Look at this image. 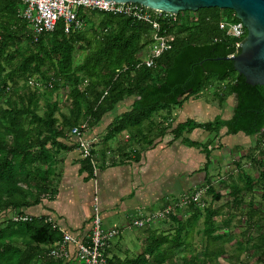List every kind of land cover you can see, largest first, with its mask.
Returning <instances> with one entry per match:
<instances>
[{"label": "trees", "instance_id": "16d2710c", "mask_svg": "<svg viewBox=\"0 0 264 264\" xmlns=\"http://www.w3.org/2000/svg\"><path fill=\"white\" fill-rule=\"evenodd\" d=\"M24 8L20 0H0V264H70L50 254L54 245L62 240L60 230L46 217H32L24 211L35 206L47 193L51 173L48 168L50 149L61 148L59 140L65 139L74 128L83 134L95 128L127 99H132L129 109L114 119L104 136L107 143L126 133L121 159L130 157L136 147L152 144L151 137L162 136L169 129L175 140L182 138L187 146L203 151L208 165L213 146L224 129L227 135L257 137L255 145L244 155L256 170V177L244 174L239 163H236L237 178L243 174L242 186L232 182L231 175H228L230 182L219 180L220 190H217L206 177L204 187L212 201L221 200L222 190L228 192L227 216H222L221 207L201 209L192 201L176 206L167 217L172 234L147 229L140 254L120 259L110 256L107 248V264H179L174 258L177 252L185 251L187 228L201 216L205 248L200 254L184 253L180 264H215L223 255L225 233L234 229L231 222L237 213L240 217L238 224L244 226L239 236L243 239L248 236L247 241L250 237L255 238L247 250H252L256 256L255 264H264V104L251 101L242 90L245 78L227 67L222 75L201 72L198 84L181 95L177 102H159L154 96L155 88L165 82L166 72L182 48L223 44L230 45L224 47V50L231 49L227 58L239 54L236 43L243 42L247 30L242 39L236 40L219 28L221 21H238L234 12L218 8L199 9L180 12L174 15V21L172 17L159 20L161 34L172 40L168 43L169 48L148 67L141 52L153 44V31L144 22L120 14L79 11L83 23L91 17L100 18L91 35L81 30L66 34L59 22L53 32L34 40L29 24L21 18ZM81 51L82 60L76 63L74 55ZM32 79L42 82L43 92L30 88L28 84ZM63 85L69 89L64 100L66 113L61 111L59 102L47 101L45 111L40 114L42 97L53 95ZM212 87H215L214 99L219 106L228 97L235 98L232 117L229 120L218 117L202 124L187 120L173 126L171 111L188 98L197 97ZM162 112L167 116H162ZM155 115H161V124L155 122ZM82 125L85 128L80 129ZM197 129L213 135V138L200 144L184 137ZM92 157L96 161L93 149ZM82 160L83 170L91 176L90 161ZM255 187L262 191L258 203L251 196ZM248 195L250 201L245 207L244 199ZM178 201L174 203L178 204ZM170 204L172 202L166 200L162 208ZM176 212L189 217L184 222ZM216 217L220 218L218 226L214 221ZM221 230L222 233H218ZM239 244L235 261L230 264L240 263L245 247L241 242Z\"/></svg>", "mask_w": 264, "mask_h": 264}, {"label": "crops", "instance_id": "0c3cea01", "mask_svg": "<svg viewBox=\"0 0 264 264\" xmlns=\"http://www.w3.org/2000/svg\"><path fill=\"white\" fill-rule=\"evenodd\" d=\"M233 98V96L228 97L226 102L219 106L214 98L206 95L190 97L180 107L172 110H177V116H179L177 120L172 118V124L176 126L187 120L202 124L218 117L221 120H229L233 115L235 102L233 105L230 101L231 111L226 108L229 100ZM131 104L132 99L125 100L114 112L105 116L95 128L84 133V138L91 143L96 158L95 174L92 173L90 176L83 170V160L74 136L67 133L65 139L59 140L61 148L50 149L51 159L48 168L51 173L48 178L47 193L35 206L24 211L26 215L46 217L60 231L77 239H85L89 233L92 207L96 198L105 229H121L115 225L121 219L132 227L134 220L142 219L160 210L164 201L173 202L183 195L204 189L206 177L213 185V178L207 170L212 154H217L224 148V144L220 141L221 136L229 138L226 146L235 156L232 163H235L236 169V163L243 160L245 153L255 145L257 140L256 136L247 137L241 134L234 135L233 138L223 129L216 140V145L213 146L219 150L211 151L208 158L209 164L206 165L207 159L203 151L187 146L182 138L175 140L168 129L162 136L151 137L152 144H145L141 148L136 147L130 157L121 159L122 148L127 140L126 133L113 137L107 143L104 141V136L114 119L128 110ZM61 111L66 113L63 109ZM155 122L160 123V118ZM207 135L209 134L205 131L197 129L190 134H185L184 137L189 141L204 144L211 139ZM237 152L241 154L240 160L236 157ZM244 160L247 161L245 158ZM240 168L244 171L242 165ZM247 173L252 177L250 172ZM219 180L224 178H219L217 183ZM163 224H165L164 221L146 224L141 228L142 233L137 242L143 244L146 230L158 231L159 226ZM120 234L110 241L108 249L110 256L115 255L125 259L121 255V248L126 251L127 247L120 245ZM67 252L68 256L64 261L77 264L75 248L67 245Z\"/></svg>", "mask_w": 264, "mask_h": 264}, {"label": "built area", "instance_id": "2783aa9c", "mask_svg": "<svg viewBox=\"0 0 264 264\" xmlns=\"http://www.w3.org/2000/svg\"><path fill=\"white\" fill-rule=\"evenodd\" d=\"M25 8L21 12V18L26 21L33 35L34 40L40 35L51 33L55 30L57 23L61 22L64 27V33L77 32L82 30L83 22L79 19L78 12L96 11L104 13L120 14L131 17L137 21L144 22L152 27L153 44L150 45L147 58L143 60L146 66H151L153 59L157 58L163 51L169 48V41L172 38L164 36L160 31L159 20L163 21L167 18H173L174 15L161 11L148 9L142 5L135 3H116L105 0H20ZM219 28L226 32V35L242 39L245 27L241 21H221ZM236 43V48H239ZM85 125L80 126V129ZM70 136H74L80 150L81 159H88L93 168V174L96 173L97 163L92 157V145L84 138V134L74 128L69 132ZM181 197L177 203L161 208L155 213L142 219L132 222V226L143 228L146 224L153 221H160L168 217L174 211L176 206L187 205L190 201L198 202V193L192 196ZM62 233V240L54 245L51 256L66 259L68 256L67 245L75 248V257L78 264H107L106 249L109 247L110 241L118 237L120 234L116 228L105 229L102 225L100 209L97 199L94 198L92 207V217L89 224V233L85 239H77L70 234Z\"/></svg>", "mask_w": 264, "mask_h": 264}, {"label": "water", "instance_id": "95a60500", "mask_svg": "<svg viewBox=\"0 0 264 264\" xmlns=\"http://www.w3.org/2000/svg\"><path fill=\"white\" fill-rule=\"evenodd\" d=\"M135 3L148 9L176 15L199 9L232 10L247 30L240 52L227 58L230 45L182 48L165 75V82L155 88L159 102H177L181 95L195 87L201 72L224 74L225 67L245 80L242 90L254 102L264 104V0H105Z\"/></svg>", "mask_w": 264, "mask_h": 264}, {"label": "rangeland", "instance_id": "374dc122", "mask_svg": "<svg viewBox=\"0 0 264 264\" xmlns=\"http://www.w3.org/2000/svg\"><path fill=\"white\" fill-rule=\"evenodd\" d=\"M222 10V9H220ZM100 18L95 16V17H91L87 20L84 21L83 23V28L81 30L82 33L86 34V35H91L92 31L96 29L97 24L99 23ZM150 46L143 49V51L141 52V58L143 60H145L147 58V54L149 52ZM83 57V53L81 52H76L74 55V60L75 62H80L82 60ZM31 84H28L30 86L31 89L37 88V90L41 93L43 92L44 88L42 85V82L37 79H32V81H30ZM68 87H65V85H63V88L54 93L53 95H48L43 96L41 101H40V110L39 113L42 114L45 111V103L47 101H57L60 103L61 106V110L63 109L64 111H66V104L64 103L65 97L68 93ZM214 93H215V87L209 88L206 91H203V93H201L202 97L208 96L210 98H214ZM230 101H232L231 103L234 105V98L233 100H229V104L226 108V110L228 109L229 111L232 110V106H230ZM228 103V102H227ZM227 105V104H226ZM172 118L174 120H177L179 118V116H177V110L172 111L171 112ZM160 116V115H159ZM159 116L155 115V119H158ZM162 116L166 117L167 113L166 112H162ZM222 117V116H221ZM224 118V117H222ZM212 120V119H211ZM207 122V121H206ZM243 135V134H241ZM236 136V135H235ZM235 136H232L233 138ZM208 138H213V135H207ZM250 139V138H249ZM252 139V138H251ZM220 141L222 144H224V148L219 152V153H213L212 154V158L210 159V165L208 167L207 172L209 173V175H211V178H213V185L217 190H220L218 188V183L217 180L219 178H224V181L226 183H229V177L228 175H231L232 177V182H236L237 184H239L240 186L243 185V182L240 180H243V174H239L238 178H237V172H236V167H235V163H232V160L235 159V156L233 154H231L229 152V147L226 146L229 143V138H227L226 136H221ZM253 141V140H252ZM226 147H228L226 149ZM214 150H219L218 148L215 149L213 148V152ZM247 151V150H246ZM241 155V154H240ZM237 152V159L240 160V156ZM217 156V157H216ZM220 158H219V157ZM216 157V158H215ZM243 160L240 161V165H242V169L244 170V174H248L247 172H250L252 174V177H256V170L254 168H252L249 164V162L245 161L244 158H242ZM254 193L251 195L252 196V200H254L256 203H258L259 201H261V195H262V191L259 187H255L254 188ZM195 193H198V202L197 205L203 209L206 207H216L219 208L221 207V210L223 212V217L227 216L226 215V211H228V209L225 207V204L227 202V200L229 199L227 196V191L222 190L220 193L222 195V198L220 201L218 202H214L212 201L211 197L208 196L206 194V188L202 189V190H198V191H194V195ZM192 193H188L185 196H190ZM184 197V196H182ZM245 207H247L248 202L250 201V196L248 195L247 197H245ZM172 202V201H171ZM176 202L173 201L172 204ZM177 213V212H176ZM179 219H181L182 221L185 222V220L189 217V215H182V213H177ZM234 219H232L231 225L233 226V230H230L229 232H226V236H225V240L222 243V249H223V255L220 256L215 264H230L231 261H235L234 258L236 257V255L239 252V248H240V244L239 242H241V246L245 247L244 252L240 255V263L239 264H244V263H248V264H255L256 263V256L251 252L252 250H247L251 247L252 242L254 241V237L251 238L250 240L247 241V237L246 236L244 239L241 238L239 236V233L242 232L244 230V226L243 224L239 225L238 224V220L240 219L239 214H234ZM164 221L165 224L159 226V230L158 231H167V233L172 234V231H169L170 227H172L169 219L165 218L163 220H160L159 222ZM215 224L216 226H218L220 224V218L216 217L214 218ZM154 223H157L158 221H153ZM153 222H151V224H154ZM116 226H118L121 232L119 239H120V245L126 246V251H124L121 248V252H122V256L125 258H134L136 257L138 254H140L141 249L143 244H139L137 241L139 240V236L142 233V230L140 228H136V227H130L128 226V224L126 223V221L124 219H121L120 221H117ZM151 226V225H150ZM104 228V226H103ZM218 233H222V230L219 231ZM229 233V234H228ZM138 236V237H137ZM184 241H185V251H179L176 253L175 255V260L177 261V263L180 264V258L184 253H195V254H200L203 249L205 248L206 245V237L204 235V223H203V216H201L196 223H192L188 226L187 228V234L186 236H184ZM249 242V244L247 242ZM239 244V245H238ZM114 254V253H113ZM120 255V256H121ZM249 256V257H248ZM78 264V263H77Z\"/></svg>", "mask_w": 264, "mask_h": 264}]
</instances>
